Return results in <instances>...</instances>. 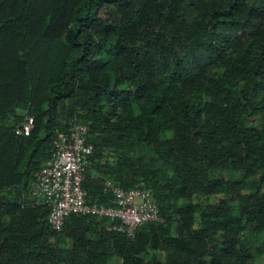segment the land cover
<instances>
[{"label":"trees","instance_id":"trees-1","mask_svg":"<svg viewBox=\"0 0 264 264\" xmlns=\"http://www.w3.org/2000/svg\"><path fill=\"white\" fill-rule=\"evenodd\" d=\"M33 117L28 136L15 126ZM82 182H142L134 237L30 197L72 124ZM218 170L235 178L216 177ZM263 236L252 248L249 236ZM264 0H0V264H264Z\"/></svg>","mask_w":264,"mask_h":264},{"label":"built area","instance_id":"built-area-1","mask_svg":"<svg viewBox=\"0 0 264 264\" xmlns=\"http://www.w3.org/2000/svg\"><path fill=\"white\" fill-rule=\"evenodd\" d=\"M33 125V117L26 116L15 126L14 132L28 136ZM87 134V125L81 123L58 132L52 141L50 159L30 185V197L47 205L48 222L55 231L61 230L66 216L77 214L110 218L115 222L108 226L109 230L132 238L138 226L159 220L157 202L142 182L126 189L109 179L105 180L103 189L109 193L110 203L89 200L82 186L88 158L93 151Z\"/></svg>","mask_w":264,"mask_h":264},{"label":"rangeland","instance_id":"rangeland-1","mask_svg":"<svg viewBox=\"0 0 264 264\" xmlns=\"http://www.w3.org/2000/svg\"><path fill=\"white\" fill-rule=\"evenodd\" d=\"M213 175L216 177H224V178H235L236 177V173L229 171V170H218L214 172ZM262 239H263V236L252 234L251 236H249V245H251L252 248L260 246L261 244H263ZM258 259L260 262H264V255H261ZM113 263L120 264V261L115 260Z\"/></svg>","mask_w":264,"mask_h":264}]
</instances>
